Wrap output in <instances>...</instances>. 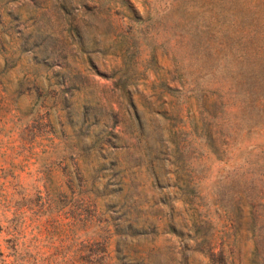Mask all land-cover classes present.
Here are the masks:
<instances>
[{"label":"rangeland","instance_id":"1","mask_svg":"<svg viewBox=\"0 0 264 264\" xmlns=\"http://www.w3.org/2000/svg\"><path fill=\"white\" fill-rule=\"evenodd\" d=\"M252 65L264 0H0V264H264Z\"/></svg>","mask_w":264,"mask_h":264},{"label":"trees","instance_id":"2","mask_svg":"<svg viewBox=\"0 0 264 264\" xmlns=\"http://www.w3.org/2000/svg\"><path fill=\"white\" fill-rule=\"evenodd\" d=\"M256 69H257V66L252 65V71L254 73V77L257 79L254 84L257 86V88H260V87L264 86V77L260 74V72H259V74H257ZM253 104H254V106H257L262 111H264V98H254ZM183 255L185 257V254H183ZM149 259H151V258H149ZM149 259H148V261L150 262L151 260H149Z\"/></svg>","mask_w":264,"mask_h":264}]
</instances>
